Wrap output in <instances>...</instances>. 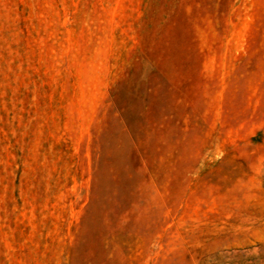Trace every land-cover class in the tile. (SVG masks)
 <instances>
[{
	"label": "rangeland",
	"instance_id": "rangeland-1",
	"mask_svg": "<svg viewBox=\"0 0 264 264\" xmlns=\"http://www.w3.org/2000/svg\"><path fill=\"white\" fill-rule=\"evenodd\" d=\"M0 264H264V0H0Z\"/></svg>",
	"mask_w": 264,
	"mask_h": 264
}]
</instances>
